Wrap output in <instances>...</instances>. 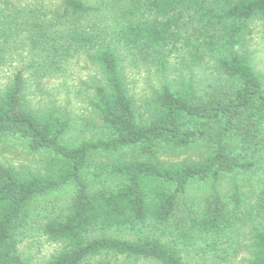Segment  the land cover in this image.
I'll use <instances>...</instances> for the list:
<instances>
[{
    "label": "trees",
    "instance_id": "obj_1",
    "mask_svg": "<svg viewBox=\"0 0 264 264\" xmlns=\"http://www.w3.org/2000/svg\"><path fill=\"white\" fill-rule=\"evenodd\" d=\"M143 6L153 20L126 24L104 43L80 27L83 19L98 11L83 0H60L56 17L50 20V25H58L53 29L39 23L25 25L33 44L46 46L53 61L63 60L73 47L92 50L89 59L100 69L104 83L95 87L92 101L99 125L92 138L79 142L65 140L71 130L68 118L27 107L20 73L0 94V139L12 136L29 152L48 154L39 171L21 174L0 166V264H21L17 233L28 221L29 204L68 184L75 193L67 213L44 226L47 238L63 243V249L45 264H83L104 253L184 264L177 248L139 236L141 231L176 218L174 242L185 248L197 238L215 251V239L239 222L243 202L239 189L224 197L218 187L224 177L249 173L264 159V81L244 49L247 24L257 18L264 21V0H145ZM183 13L194 15L204 36L198 45L204 54L195 61L212 59L226 88L202 98L192 77L164 82L151 109L142 114L127 95L119 55L147 53L156 58L164 79L165 51L178 40ZM201 143L207 151L199 160L158 161L160 148L178 153ZM121 150H131L134 158L92 163L98 155L114 156ZM101 172L115 177L119 186L89 192L87 178L96 179ZM197 183L208 184L211 193L203 201L186 200L189 187ZM93 229L138 237L88 239ZM252 242V264H264L263 229L254 232Z\"/></svg>",
    "mask_w": 264,
    "mask_h": 264
},
{
    "label": "rangeland",
    "instance_id": "obj_2",
    "mask_svg": "<svg viewBox=\"0 0 264 264\" xmlns=\"http://www.w3.org/2000/svg\"><path fill=\"white\" fill-rule=\"evenodd\" d=\"M83 1L97 7L98 11L83 19L80 27L90 34L102 37L98 39V43L111 40L114 33L126 24L155 18L144 8L145 0ZM59 5L60 0H0V94L13 76L20 73L24 80L23 96L27 107L40 113L54 111L68 118L71 130L65 140L79 142L92 138L96 126L99 125L92 101L94 89L104 83V77L100 69L89 59L92 50L73 47L63 60L53 61L45 50L46 46H35L32 36L29 37L24 30L25 25L28 24L29 27L32 23H39L48 29L57 27L58 25H50V20L56 17ZM182 15L183 18L176 30L178 40L165 51L164 79L159 74L156 58H149L150 55L147 53L135 51L121 52L119 55L127 95L142 114L151 109L154 95L164 82L175 84L179 78L192 77L196 92L202 98L215 95L226 88L212 59L205 57L195 61L204 54L200 50L202 47L198 46L204 36L192 13ZM3 33H7L8 36L4 37ZM40 36L37 34V39L41 42L43 39ZM244 49L250 54L256 71L264 81L262 19H253L247 24ZM206 151L207 146L203 143L178 153L160 148L157 158L165 164L190 162L199 160ZM134 155L131 150H121L114 156L98 155L92 159V163L103 165L117 158L132 160ZM47 159L48 154L29 152L15 137L4 136L0 139V166L10 167L24 174L39 171ZM87 179L88 191L91 193L101 188L115 189L120 184L115 177L105 172H101L96 179ZM235 187L239 189L243 200L238 213L240 219L230 231L215 239L217 244L215 251H211L197 238H192V244L185 248L174 242L173 227L176 218L165 225H149L139 236L152 237L177 248L184 264H252L253 234L257 229L264 230V159L249 173L224 177L219 184L218 192L226 197ZM210 189L208 184H193L185 198L203 201L204 197L211 193ZM74 193V186L68 184L29 204L28 221L17 233V254L21 264H45L63 249V243L52 242L47 238L44 226L51 218L67 213ZM186 200L184 199L185 202ZM100 237L132 241L136 240L138 235L93 229L87 236L88 239ZM83 264L157 263L104 253L87 259Z\"/></svg>",
    "mask_w": 264,
    "mask_h": 264
}]
</instances>
